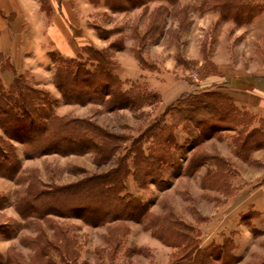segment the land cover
Returning <instances> with one entry per match:
<instances>
[{
	"label": "rangeland",
	"instance_id": "obj_1",
	"mask_svg": "<svg viewBox=\"0 0 264 264\" xmlns=\"http://www.w3.org/2000/svg\"><path fill=\"white\" fill-rule=\"evenodd\" d=\"M56 1L66 7L59 36H50L40 50L39 29H23L17 69L9 57L0 59V71L11 74L0 79V89L12 92L8 100L21 104L16 81L41 107L29 114L37 127L29 120L17 128L0 113V156L10 155L14 163L0 160V264H189L181 234L191 235L199 249L228 240L232 259H213L216 264L264 261V191L257 189L264 158L251 155L256 134L250 137L249 121L239 126L221 112L187 120L171 109L198 96L220 107V84L248 77L256 58L262 65L264 38L259 43L250 31L264 24V0H255L258 14L238 21L220 16L218 0ZM56 41L72 55L59 52ZM73 58L93 73L79 75L92 80L84 90L93 100L67 101L57 87L61 61ZM117 79L123 90L138 87L142 98H116L112 105ZM5 105L12 107L0 100ZM47 112L84 123L103 145L87 149L74 138L64 151L80 152L51 149L62 144L53 138L56 127L41 120ZM47 123L53 135L42 140ZM160 133L172 135L167 156L158 170L142 176L132 157L157 151ZM29 138L39 146L51 139L50 151L33 154ZM3 165L9 167L5 173ZM117 176L121 200L115 203L105 191L116 192ZM92 203L105 208L93 213ZM111 205L118 206L115 213L102 216Z\"/></svg>",
	"mask_w": 264,
	"mask_h": 264
},
{
	"label": "trees",
	"instance_id": "obj_2",
	"mask_svg": "<svg viewBox=\"0 0 264 264\" xmlns=\"http://www.w3.org/2000/svg\"><path fill=\"white\" fill-rule=\"evenodd\" d=\"M132 4H140L144 2V0H129ZM168 2H171L172 0H166ZM174 1V0H173ZM219 4L216 10L220 13V16H224L225 18H233L234 20L238 21L239 18L244 17V16H250V18L254 17L257 13V1L255 0H218ZM217 1V2H218ZM94 60L98 59L96 57H93ZM99 62V61H98ZM61 65L59 67V72H58V81H57V87L60 89L61 93L65 97L67 101H72V100H77V98H82V97H87L89 100H93V97L89 91L84 90V86L86 87L87 85H90V83H93L92 80L89 81L87 78H85V82L83 79H79V75L82 74L83 76H89L93 75L92 71L88 68H86L87 64H81L79 63L78 59H63L61 61ZM100 64V62H99ZM102 66V65H101ZM15 81V80H14ZM13 81V82H14ZM15 81V84L13 85V88L16 90L15 94L20 97V103L17 104L16 102H12V100H8L7 96H10L12 92L5 91V89H0V100L4 101H9V105L12 107H0V113H5V115L8 114V119L15 123V127L21 128L24 127L26 124L29 123V120L31 121L30 124H36L37 127V122H33L31 118H29V114H33L39 110L41 107L38 103L35 102V97H29L27 98V95L23 92L22 88L20 85H18ZM82 84V85H81ZM18 88V89H17ZM83 89V90H82ZM11 90V88H10ZM20 90V91H19ZM113 102L112 105H115L117 102L116 98H119L122 100L129 101L132 103V101L137 102L139 99L142 98V94L139 92L138 87H130L129 89L123 90L122 89V82L117 79L115 80V85L113 87ZM96 93V91H93ZM6 93V94H5ZM83 93V94H82ZM110 95V94H109ZM73 96V97H72ZM79 96V97H78ZM76 97V98H75ZM219 100L222 101L223 104H218L220 107L217 106L215 102H212L210 100H207L204 97H196L193 99H186L181 102V105L176 106L174 109L171 107L173 112H177L181 116H185V119H195L197 118L198 114H220L223 115L224 119L227 121H236V125L239 126H245L250 122V117L247 113H240L239 110H237L231 99L226 96L223 93L218 94ZM37 98V97H36ZM43 98H45L43 96ZM42 98V99H43ZM29 100H32L33 102L31 103ZM13 104V105H12ZM32 105V107H26L27 105ZM44 106H47L45 103ZM46 108V107H42ZM6 110V111H5ZM49 112V111H48ZM47 112L46 116H42V119H46L47 122L49 120V123L43 126L42 130L43 133H41V139H45V137L49 136L52 133H49L46 131V129L49 127V125L56 127L53 138L57 141H59L62 145L56 148H51L48 146L49 141L46 139L45 143H43L41 146H39L38 143L34 141V139L29 138L25 142L27 145H29V149H31L32 153L36 154H41V153H46L50 151L51 149L58 150L61 153H70V152H80L81 150L77 148H72L70 150L64 151V146L65 144L72 140V139H78L79 141H84L87 143V149L92 148L94 149L95 144H98L100 142V145H103V140L100 137H96V133L94 134V131L91 130L88 126H85V124L82 121H79L83 124H78L77 122L73 123L69 122L67 120L63 119H52L51 116H49V113ZM45 120V121H46ZM249 121L246 123L245 121ZM35 121V120H34ZM77 121V120H75ZM49 124V125H48ZM34 126V125H33ZM32 127V126H31ZM256 134V139H253V144L257 146H261L264 141V134L261 133V131L257 129H251L250 130V137H252L253 134ZM52 134V135H53ZM263 136V137H262ZM52 138V139H53ZM172 135L171 134H166L165 136H162L161 133L156 135V141H155V150L153 153H147V154H142L139 156H133L132 162L134 165V171L137 170L142 176H147L153 173L154 171L158 170V168L162 165V163L165 160V156H167V153L170 148V143H171ZM102 142V143H101ZM80 144V143H78ZM83 145V144H82ZM94 145V146H93ZM96 147V146H95ZM97 148V147H96ZM33 150H36L33 152ZM1 152V150H0ZM31 153V154H32ZM3 154V153H0ZM0 160L3 161V163H9V165H13L11 160L10 155L5 156L2 155L0 156ZM13 160V159H12ZM6 165H3V172L7 171L9 167H5ZM133 171V176L136 179V181L141 182L140 177L138 175L134 174ZM124 173L125 171H120ZM129 172V171H127ZM120 174V173H119ZM96 181V179L94 180ZM92 181V182H94ZM120 181L118 176L115 178H112L113 185L117 187L116 192L109 193L107 192L109 188L105 191V193L108 195V200H111L112 202L118 203L120 199L119 195L121 193V190H118V182ZM92 192V191H91ZM117 197H116V195ZM96 197V196H95ZM107 200V201H108ZM118 201V202H117ZM110 202V201H108ZM132 204H136L134 201L130 202ZM93 204V205H92ZM90 207L92 208L93 206V213L96 211H99L102 207V204L99 205H94L96 203H92ZM121 204V203H120ZM118 205V204H117ZM122 205V204H121ZM129 205V204H128ZM139 205V204H138ZM97 206V207H96ZM99 206V207H98ZM117 207H113V205L109 206L106 208L105 212L103 213L102 216L105 215H110L112 213H115L117 210ZM90 210V211H91ZM100 212V211H99ZM93 215V214H92ZM106 216V217H107ZM105 217V218H106ZM183 245V253L185 258H187V261H189V264H216L214 261L219 260H230L232 259L229 250L231 247L228 246V240L227 242L223 243L222 245H214V246H205V248H197V243L195 239L191 235H183L181 234L180 241L178 242ZM220 254V255H219ZM224 254V256H223ZM255 264H264V261L255 263Z\"/></svg>",
	"mask_w": 264,
	"mask_h": 264
},
{
	"label": "crops",
	"instance_id": "obj_3",
	"mask_svg": "<svg viewBox=\"0 0 264 264\" xmlns=\"http://www.w3.org/2000/svg\"><path fill=\"white\" fill-rule=\"evenodd\" d=\"M48 1L49 5L45 6L41 0H0V59L2 56L9 57L14 69H17L15 57L18 52L19 32L33 27L39 29L37 38L40 37L41 39L39 38L40 41L36 47L42 50L47 47L46 45H49L50 36L54 34L59 36V29L64 28L59 17L65 15L66 7L60 1L55 3L51 0ZM33 16L37 17L38 23L34 22ZM251 28H253L250 31L251 38L261 43L262 38H264V24L260 26L251 25ZM58 43L61 44V42L56 41L53 46L59 52L72 55L67 50L62 49L63 45ZM1 62L0 60V65ZM261 63L262 65L259 66V61L256 58L255 62L254 60L251 62V67L246 74L248 77L241 74V77L233 81L228 78L223 84H220V88L223 89L225 95L231 99L234 107L240 113L249 115V129H257L264 134V62ZM10 75L0 71L1 80H7ZM251 155L255 159H259L258 155L264 158V145L255 147L251 151ZM257 189L264 191V180H261Z\"/></svg>",
	"mask_w": 264,
	"mask_h": 264
}]
</instances>
